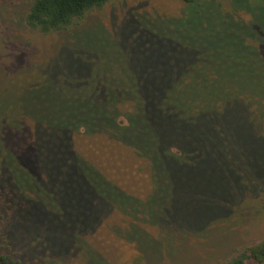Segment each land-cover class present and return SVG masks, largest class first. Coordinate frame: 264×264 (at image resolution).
<instances>
[{"label": "trees", "instance_id": "16d2710c", "mask_svg": "<svg viewBox=\"0 0 264 264\" xmlns=\"http://www.w3.org/2000/svg\"><path fill=\"white\" fill-rule=\"evenodd\" d=\"M108 1L32 0L25 23L44 34L59 32ZM178 2V13L162 19L180 17L194 22L199 19L192 15L204 14L220 44L233 46L228 51L234 54L229 63L215 67L202 62L205 56L215 53L207 32L181 39L153 29L157 33L153 32V48L146 49L136 61L135 73L128 70L131 77L125 69L121 74L132 80L131 93L127 92L129 86L126 90L119 85L113 89L116 85L107 83L86 92L92 103L77 99L68 102L69 111L80 103L89 108L97 102L110 116L108 121L94 126L84 115L72 117L68 111L66 117L49 121L40 119L38 111L21 117L8 111L0 130V239L6 242L0 245V264H110L90 244L91 239H100L99 228L104 220L110 221L113 216L128 222L125 238L118 229L115 233L104 223L103 228L111 239H136L142 246V239H152L145 230L150 231L151 224L158 222L163 213L173 218L177 206H187L198 197L209 201L208 195L224 192L225 186L214 184L219 182L214 170L223 172L218 164L221 149L247 155L252 146L257 147L258 140L245 134L243 118L240 123L235 117L246 113L245 124L263 129L264 140V0ZM211 114L218 119L215 126L221 144L213 145L204 136L197 143L198 125L202 121V127L208 126ZM27 117L33 127L25 122ZM134 119L150 130L146 143L130 132ZM14 136L21 138V149L14 145ZM75 137L107 139L133 152L134 157L149 160L154 190L146 199H140L109 181L76 152ZM232 146L237 148H229ZM21 156L26 157L25 161ZM227 161L229 164L231 160ZM228 164L224 167L230 169ZM160 174L170 175L166 208H159L155 202L161 190ZM139 212L147 215L146 222H152L146 229L137 218ZM13 239H29L31 246L36 245L35 255L16 249ZM43 239L65 241L63 258L57 247L50 255L51 251L40 243ZM128 256L123 254L117 263ZM251 259L254 264H264V238L220 264H246Z\"/></svg>", "mask_w": 264, "mask_h": 264}, {"label": "rangeland", "instance_id": "374dc122", "mask_svg": "<svg viewBox=\"0 0 264 264\" xmlns=\"http://www.w3.org/2000/svg\"><path fill=\"white\" fill-rule=\"evenodd\" d=\"M31 1L0 0V95L3 96L0 100V130L8 111H13L14 117L38 111L37 116L46 121L66 117L68 111L72 117L84 115L94 126L108 121L110 116L105 109L99 108L97 102L89 108L79 102L70 111L68 102L75 99L91 102L86 92L107 83L116 85L113 89L119 85L126 90L129 86L127 92L131 93L132 80L121 74L124 69L136 71V61L146 49L153 48V29L181 39H188L189 34L196 32L209 33L207 41L215 53L205 56L202 62L215 67L229 63L234 55L228 52L233 46L220 44L219 36L212 32L214 26L209 25L204 14L192 15L199 19L194 22L180 17L162 19L178 13V0H109L77 24L47 34L35 31L25 23ZM240 60L242 64L244 60ZM119 69L123 71L119 72ZM129 75L131 77L130 72ZM178 109L181 110L180 105ZM245 114L240 113L235 119L241 123L240 118H243L245 134L249 133L258 140L257 147L252 146L247 155L226 148L218 152V164L223 166V172L214 170L215 178L219 180L214 184L225 186L224 192L208 195L210 202L198 197L187 206H177L170 210L173 218L168 214L165 217L163 213L153 224L146 222L147 215L139 212L137 218L142 228L152 225L150 231L145 230L152 239H142V246L136 239H132L133 242L124 239L128 235V222L111 216L110 221L104 220L99 228L100 239L90 240L94 249L110 264H118L117 259L123 254L130 256L120 264H220L236 251L264 238L263 129L259 131L246 125ZM184 115H188V111H184ZM119 118L124 119V116ZM26 120L33 127V121L28 117ZM207 121L208 126L202 127L205 125L202 121L198 125L197 143L204 136L213 145L221 144L220 134L216 132V114L207 117ZM130 132L141 143L151 137L147 125L137 119H134ZM74 140L76 152L90 164L89 167L100 169L109 181L130 195L146 199L154 190L155 180L149 160L138 159L133 152L107 139L75 137ZM13 141L21 149V138L14 136ZM229 148L236 149L237 146ZM173 151L177 152L176 149ZM25 158L21 156L23 161ZM228 159L231 160L229 164ZM227 164L230 169L224 167ZM159 177L161 190L155 202L159 208H166L169 204L167 177L170 175L160 174ZM0 180L3 182L2 176ZM103 223L111 226L115 233L118 229L124 238L111 239L104 231ZM11 242L16 249L35 255L36 245L31 246L29 239H13ZM5 243L0 239V245ZM40 243L51 251L50 255L54 254L56 247L60 256L67 250L66 242L61 239H43ZM246 264H254V261L248 260Z\"/></svg>", "mask_w": 264, "mask_h": 264}]
</instances>
